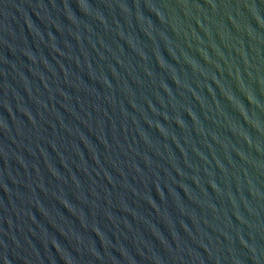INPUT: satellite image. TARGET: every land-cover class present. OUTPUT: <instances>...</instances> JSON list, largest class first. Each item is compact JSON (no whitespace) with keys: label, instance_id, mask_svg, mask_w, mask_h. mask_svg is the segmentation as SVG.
Returning <instances> with one entry per match:
<instances>
[{"label":"water","instance_id":"water-1","mask_svg":"<svg viewBox=\"0 0 264 264\" xmlns=\"http://www.w3.org/2000/svg\"><path fill=\"white\" fill-rule=\"evenodd\" d=\"M0 264H264V0H0Z\"/></svg>","mask_w":264,"mask_h":264}]
</instances>
